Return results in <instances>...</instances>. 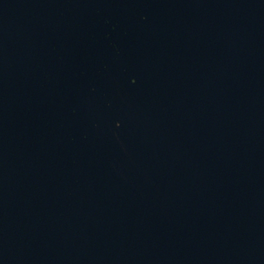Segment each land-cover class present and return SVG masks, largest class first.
I'll return each mask as SVG.
<instances>
[{"label":"water","instance_id":"obj_1","mask_svg":"<svg viewBox=\"0 0 264 264\" xmlns=\"http://www.w3.org/2000/svg\"><path fill=\"white\" fill-rule=\"evenodd\" d=\"M0 264H264V0H0Z\"/></svg>","mask_w":264,"mask_h":264}]
</instances>
